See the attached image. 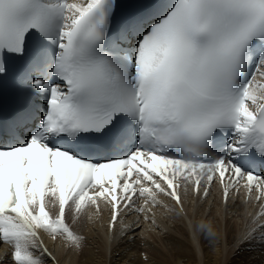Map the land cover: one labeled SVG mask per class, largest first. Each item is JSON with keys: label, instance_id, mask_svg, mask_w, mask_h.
<instances>
[{"label": "snow or ice", "instance_id": "snow-or-ice-1", "mask_svg": "<svg viewBox=\"0 0 264 264\" xmlns=\"http://www.w3.org/2000/svg\"><path fill=\"white\" fill-rule=\"evenodd\" d=\"M9 56L44 101L21 98L0 121L14 264H56L41 232L82 249L66 209L103 204L112 227L122 212L147 220L161 197L182 208V183L205 182L206 197L217 181L225 203L242 188L264 200V0H0V79ZM242 244L264 247V223Z\"/></svg>", "mask_w": 264, "mask_h": 264}, {"label": "bare ground", "instance_id": "bare-ground-1", "mask_svg": "<svg viewBox=\"0 0 264 264\" xmlns=\"http://www.w3.org/2000/svg\"><path fill=\"white\" fill-rule=\"evenodd\" d=\"M188 202L183 214L166 202L167 208L159 207L163 210L147 220L144 215L124 219L110 242L106 220L68 222L83 237L79 251L67 247L62 239L40 235L56 264H264V247L242 244L250 228L241 205L222 211L216 197L211 203L201 204L193 198ZM141 218L138 227L129 225ZM0 264H14L6 243L0 245ZM45 264H53L50 257Z\"/></svg>", "mask_w": 264, "mask_h": 264}, {"label": "rangeland", "instance_id": "rangeland-1", "mask_svg": "<svg viewBox=\"0 0 264 264\" xmlns=\"http://www.w3.org/2000/svg\"><path fill=\"white\" fill-rule=\"evenodd\" d=\"M155 244H157L156 241H155Z\"/></svg>", "mask_w": 264, "mask_h": 264}]
</instances>
